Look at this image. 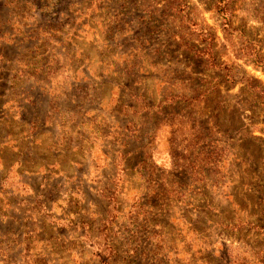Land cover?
<instances>
[{
	"label": "rangeland",
	"instance_id": "374dc122",
	"mask_svg": "<svg viewBox=\"0 0 264 264\" xmlns=\"http://www.w3.org/2000/svg\"><path fill=\"white\" fill-rule=\"evenodd\" d=\"M0 264H264V0H0Z\"/></svg>",
	"mask_w": 264,
	"mask_h": 264
},
{
	"label": "crops",
	"instance_id": "0c3cea01",
	"mask_svg": "<svg viewBox=\"0 0 264 264\" xmlns=\"http://www.w3.org/2000/svg\"><path fill=\"white\" fill-rule=\"evenodd\" d=\"M106 157V158H105ZM104 158L105 159H102V158H99V159H94L95 160V163H101V165H103V166H108V165H111L112 167H114L115 169H116V173L118 172V170H117V166L119 165V163H120V161L123 159V157H120L119 159H118V156L117 157H109L108 156V158H107V156H104ZM103 168V167H102ZM116 175V177H117V175H119V173H117V174H115ZM81 238H83V242H86V234L84 233L83 235H82V237Z\"/></svg>",
	"mask_w": 264,
	"mask_h": 264
}]
</instances>
